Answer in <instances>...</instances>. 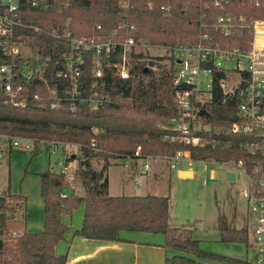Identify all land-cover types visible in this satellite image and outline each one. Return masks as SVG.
Here are the masks:
<instances>
[{
  "label": "trees",
  "instance_id": "1",
  "mask_svg": "<svg viewBox=\"0 0 264 264\" xmlns=\"http://www.w3.org/2000/svg\"><path fill=\"white\" fill-rule=\"evenodd\" d=\"M199 0H171L172 9L166 13L162 5L166 0H131L126 7L121 0H49L48 7L24 5L22 16L45 29L57 27L61 31L69 27L75 35H89L101 24L103 33H110L128 12L129 19L138 25L137 37L152 44L176 45L177 40L195 41L199 30ZM248 15H264L258 8L241 9ZM19 42L30 51L44 57L61 56L68 49L65 38H56L50 33L32 28L17 29ZM247 38L248 35H245ZM237 44V42H236ZM11 57L0 47V64L9 62ZM168 56L150 57L137 55L132 77L121 79L109 76L106 89L113 102L93 112L87 103L73 105L64 102L59 108H40L33 100L25 107L4 102L0 92V133L31 137L38 144L40 140L59 143H79L87 158L81 160L74 172L75 183H80L83 195H79L68 178V173L54 167L42 172L41 196L45 202V229L39 233L25 230V222L16 220L14 215L22 211L26 199L10 191L0 193V216L10 214L0 223V264H67L66 255H56L55 245L64 238L67 225L62 220L64 213L85 202L82 227L76 235L86 238L120 240L121 231L160 233L165 236V245L186 254L177 253L167 257L166 264H197L188 254L233 261L232 258L203 251L199 241L190 229L169 225L170 196L121 195L109 192L107 171L111 159L122 155H134L138 146L144 156L173 154L178 149H190L195 160L228 158L231 153L221 147H191L170 144L162 135L170 127L168 122L177 117L175 88L172 84L174 63L168 67ZM150 65V66H147ZM152 66L156 67L153 71ZM86 81L91 77L86 72ZM56 83V81H53ZM35 92L46 94L43 87H28L24 97ZM238 103V101L236 102ZM236 103H224L218 94L207 105L211 111L209 121L227 125L237 120ZM104 128L98 136L100 150L88 149L93 134L92 127ZM64 148V147H62ZM37 150H35V154ZM64 153V152H63ZM66 162L76 156L65 154ZM94 160L102 162L96 169ZM68 189L69 194L63 195ZM17 237H12L13 231ZM221 240L227 243H243L248 246L250 234L247 228L224 229ZM236 261V260H235Z\"/></svg>",
  "mask_w": 264,
  "mask_h": 264
},
{
  "label": "built area",
  "instance_id": "2",
  "mask_svg": "<svg viewBox=\"0 0 264 264\" xmlns=\"http://www.w3.org/2000/svg\"><path fill=\"white\" fill-rule=\"evenodd\" d=\"M49 0H0V47L11 59L0 64V92L4 102L25 107L33 100L38 107L59 108L64 102L73 105L87 103L90 110L113 102L106 89L109 76L121 79L132 77L137 55L151 56L149 49L156 48L144 38L137 37L139 27L126 16L110 33L102 32L97 25L89 35H75L67 27L61 31L57 27L45 29L22 16L24 5L48 7ZM131 0H121L129 7ZM199 30L195 41H184L176 45H162L160 48L168 56V67L174 63L172 84L178 108L176 123L169 125L162 135L170 144H183L191 147H221L232 155L228 158H208L195 160L190 149H178L173 154L164 153L160 158L168 162L171 169L189 160L190 164L203 162L206 166L215 160L230 166L234 180L243 181L242 193L247 201L252 223L254 240L250 248L256 252L247 264H264V15L243 12L241 9L258 8L264 10V0H199ZM162 9L169 13L171 0H166ZM32 28L50 33L56 38H65L68 49L56 57H44L30 51L27 45L19 42L17 29ZM248 35L247 38H244ZM237 42V44H236ZM151 54V55H149ZM158 57V56H157ZM150 66V65H147ZM153 71L156 67L152 66ZM91 77L88 82L85 73ZM53 81H56L54 83ZM28 87H43L47 93L35 92L24 97ZM220 95L224 103H236L237 120L222 125L209 121L211 111L207 107ZM206 109L209 116L201 114ZM93 136L87 145L91 151H99L98 136L104 128L92 127ZM48 146L51 152L62 147H73L77 160H85L79 143H59L40 140L35 143L31 137L0 133V160L14 148L38 150ZM158 156H144L141 146L134 155H122L125 165L134 159L145 158L144 172H151L150 160ZM72 162L63 157L59 169L68 173L75 185ZM143 172V174H145ZM227 172V173H228ZM142 184V180L138 181ZM207 183V180H204ZM11 236L17 237L18 231Z\"/></svg>",
  "mask_w": 264,
  "mask_h": 264
},
{
  "label": "rangeland",
  "instance_id": "3",
  "mask_svg": "<svg viewBox=\"0 0 264 264\" xmlns=\"http://www.w3.org/2000/svg\"><path fill=\"white\" fill-rule=\"evenodd\" d=\"M184 41L178 39L177 43ZM157 45L159 46L149 49V52L154 55H149L166 56L163 50H167V48L162 49L160 48L162 44ZM29 52L30 50H23L24 55ZM42 149L41 153L35 154L33 148H14L10 156L7 155L3 160H0V190L7 187L12 179L16 181L17 187L24 184L23 187L28 189V196L33 190L38 193V181L27 183L26 180L35 178L34 175H38L37 173L43 169L44 162L47 163L50 149L45 145L42 146ZM61 151L64 152L63 155ZM74 153H76V149L73 147H64L53 152L51 163L54 169L59 170V161L65 157V154L73 156ZM110 161L111 166L108 171L113 191L143 195L150 188L157 195L170 196L173 218H177L180 221L178 223L185 222L194 227V238L202 239L199 248L228 247L234 248L236 254L246 253L249 250L250 258L254 257L255 248L246 247L243 243H222L221 237L216 235L221 229V224H224L248 228L250 240H254V224L247 201L242 193L243 181L228 179L227 172L230 166L219 160H215V163L207 166L203 162L190 164L189 160H185L178 168L171 169L168 162L158 156L150 160L152 170L146 174L143 165L148 161L145 158L134 159L128 165H125L120 157L112 158ZM78 166L77 158L73 159L72 167L78 168ZM94 166L100 170L102 162L94 160ZM132 167H135L136 170L131 171ZM181 168L193 170V176H180ZM26 171L24 180L22 174H25ZM140 179L142 184L138 183ZM205 179L207 183H204ZM23 180L24 182H22ZM201 209L205 211L203 217L199 216Z\"/></svg>",
  "mask_w": 264,
  "mask_h": 264
},
{
  "label": "crops",
  "instance_id": "4",
  "mask_svg": "<svg viewBox=\"0 0 264 264\" xmlns=\"http://www.w3.org/2000/svg\"><path fill=\"white\" fill-rule=\"evenodd\" d=\"M13 150V149H12ZM12 150L9 151L7 155H11ZM42 148L37 150V153H41ZM35 152V150H34ZM62 155L63 152L61 151ZM53 152L49 150L47 163L44 162L43 169L34 175L35 178H28L27 183H32L34 180L39 183V191L36 193L34 190L30 191L29 196L27 194L28 189L23 187L24 180L26 179V173H23L22 176L24 180L21 182L22 185L17 187V183L14 180H10L7 187H4L0 190V193L6 194L10 191L14 195H20L26 199V204L22 211H19L14 215L16 220H23L25 222V230L29 233H39L45 229V202L41 196V176L40 174L51 167V155ZM5 156V157H6ZM4 157V158H5ZM3 158V159H4ZM2 159V160H3ZM74 165V164H73ZM76 168V167H75ZM110 168V167H109ZM109 170V169H108ZM135 171V167L130 169ZM181 170L185 169H180ZM110 171V170H109ZM109 171L107 178L109 181V192L115 196L121 195H132L133 193H118L117 191L112 190L111 180L109 176ZM194 173V171H193ZM228 172L227 174H229ZM76 189V192L79 195H83V188L80 183H75L73 186ZM148 188V187H147ZM70 190L66 189L63 192V195L69 194ZM156 194L154 191L147 189L146 194ZM157 195V194H156ZM85 214V202L82 201L78 207H76L71 214L64 213L62 215L63 222L67 225V230L65 232L64 238L61 239L55 245V254L66 255L67 264H166L167 257H172L177 253L186 254L182 251H177L173 248H168L165 245V236L160 233H148L140 231H121L119 236L120 240H104V239H95V238H86L80 235H76V231L82 227ZM205 214L204 209L200 210V217H203ZM10 218V214H5L3 217L0 216V223L3 218ZM180 222L177 218H173L171 213V207L169 212V225L171 227L180 228V229H190L194 230V227L191 225ZM223 223V221H222ZM242 229L246 227H232L221 224V229L216 234L219 238L224 229ZM248 229V228H247ZM17 231V230H16ZM19 232V230H18ZM136 232V234H133ZM196 236V235H195ZM196 238V237H195ZM221 239V238H220ZM198 240V239H197ZM199 239V246L200 241ZM222 243H227L223 242ZM231 244V243H230ZM222 245V244H221ZM246 247H249L246 245ZM201 249V248H200ZM201 250L226 256L227 258H232L233 261L222 260L216 258H210L205 256H199L195 254H188L193 256L197 264H247L250 258L249 250L246 253L236 254L234 248L220 247V248H203ZM236 260V261H235Z\"/></svg>",
  "mask_w": 264,
  "mask_h": 264
},
{
  "label": "water",
  "instance_id": "5",
  "mask_svg": "<svg viewBox=\"0 0 264 264\" xmlns=\"http://www.w3.org/2000/svg\"><path fill=\"white\" fill-rule=\"evenodd\" d=\"M201 114H203V115H205V116H209V112L206 110V109H202L201 110ZM176 123V121L175 120H170L169 122H168V124L169 125H174ZM179 174H180V176H183V177H189V176H193V170H181L180 172H179ZM234 178H235V175H234V173L233 172H230L229 174H228V179H230V180H234Z\"/></svg>",
  "mask_w": 264,
  "mask_h": 264
}]
</instances>
